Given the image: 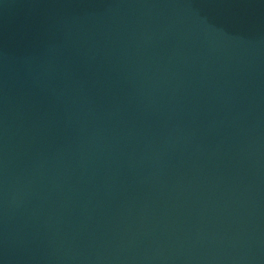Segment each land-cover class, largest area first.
Instances as JSON below:
<instances>
[{"label": "water", "instance_id": "obj_1", "mask_svg": "<svg viewBox=\"0 0 264 264\" xmlns=\"http://www.w3.org/2000/svg\"><path fill=\"white\" fill-rule=\"evenodd\" d=\"M0 264H264V0H90L0 112Z\"/></svg>", "mask_w": 264, "mask_h": 264}]
</instances>
